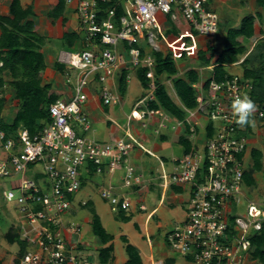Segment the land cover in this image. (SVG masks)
I'll return each mask as SVG.
<instances>
[{
	"label": "built area",
	"instance_id": "obj_1",
	"mask_svg": "<svg viewBox=\"0 0 264 264\" xmlns=\"http://www.w3.org/2000/svg\"><path fill=\"white\" fill-rule=\"evenodd\" d=\"M64 1L67 8H74L81 39L79 46L59 54L64 67L61 75L69 88L49 105L50 121L37 134L20 129L8 138L0 130L1 147L7 154L0 162V179L22 176L15 190L4 192L7 202L19 209V234L27 244L21 264H91L81 227L69 216L78 208L75 201L85 171L115 175L118 170L123 171L121 188L110 183L101 189V198L113 214L130 213L135 207L146 212L142 194L151 180L159 181L163 190L159 207L166 191L182 188L188 195L186 221L165 234L166 245L195 264H250V238L263 227L264 204L244 195V174L251 138L264 126V104L253 103L248 123L240 125L233 103L245 95L252 100L253 82L232 74L222 82L212 81L208 88L195 87L197 107L184 108L187 116L178 120L151 107L156 102L155 60L141 48L142 43L158 38L159 14L174 21L182 18L199 36L215 38L221 29L216 0ZM141 68L148 69L149 93L127 116L125 128L121 127L124 136L115 142L87 136L92 130L90 105L122 107V97L112 83L124 70ZM130 80L128 75L127 83ZM136 122L158 139L169 133L185 137L191 151L173 159L168 168L134 134ZM136 149L159 161L156 178H147L131 163ZM27 172L32 176L27 178ZM130 194L140 196L139 200L132 201ZM243 199L247 202L244 209ZM87 204L82 201L77 205L82 208ZM254 209L259 213L254 214Z\"/></svg>",
	"mask_w": 264,
	"mask_h": 264
},
{
	"label": "trees",
	"instance_id": "obj_2",
	"mask_svg": "<svg viewBox=\"0 0 264 264\" xmlns=\"http://www.w3.org/2000/svg\"><path fill=\"white\" fill-rule=\"evenodd\" d=\"M114 2L117 0H113ZM52 8L48 13V18L53 22L62 20L66 23L65 17L66 5L64 0H49ZM258 8L264 9V0H257ZM118 14L121 15V9H118ZM34 16L32 7L24 8L21 0H13L10 8V17L0 16V28L2 35L0 36V92L3 93L5 85L9 84L14 94V101H18V111L12 123L2 122L0 130L9 137H14V134L20 129H27L31 135L37 134L42 130L44 124L50 121L48 107L55 103L59 96L52 92V85L42 84L41 73L46 68L45 56L43 47L45 38L37 35L34 31L35 24L31 20ZM261 20L262 15H249L244 18L238 28H230L226 33L225 41L223 42L222 51L218 52L212 47H208L207 51H200L199 58L205 67L213 68V77L209 79L205 87L208 88L212 81L222 82L228 72L225 66L236 65L243 58L241 65L244 67V77L250 79L254 84L252 93L253 103L264 104V37L258 41L255 47L250 50L246 45L240 42V38L251 40L255 37V22ZM195 34V33H194ZM196 35V34H195ZM264 36V34H263ZM80 35L77 32L66 33L63 37V43L69 50L80 45ZM187 43V41H186ZM207 52H210V57L207 58ZM152 56L155 60V98L156 102L151 103V107L163 109L171 116L178 120H185L187 114L182 107H179L173 102L168 95L165 87L161 85L157 79L166 75L172 79L178 75V68L172 55L165 56L163 53L153 51ZM214 65L211 61L216 57ZM55 69L59 73L64 72V67L57 63ZM147 68L137 70L138 80L144 89L149 88L150 80L147 79ZM127 70H124L119 77V90L121 95L127 93ZM176 94L180 98L183 106L189 110L197 107L196 90L194 85L198 84L200 79L196 71L192 70L187 73L186 79H173ZM3 107V99L0 100V111ZM179 143L184 147L185 154L191 151V144L185 137H180ZM252 165L244 174V183L247 188L257 186L254 175L263 171L262 151L253 149L251 153ZM178 192H182L179 188ZM87 208L92 216L91 227L94 236L104 246L99 251L100 264H111L114 261L115 247L113 241L115 237L107 232L104 228L101 218L98 215L94 204L88 202L84 207ZM133 219L132 213L121 211L116 220L122 223H130ZM7 240L10 244L19 246V257L15 260V264H21V259L27 252V244L22 241L19 228H10L7 235ZM121 241L125 245V251L128 261L125 264H143V258L136 246L131 244L126 236L121 237ZM251 241V258L253 262L264 264V224L261 231L253 234ZM173 263L174 260L168 261ZM191 262V261H189Z\"/></svg>",
	"mask_w": 264,
	"mask_h": 264
},
{
	"label": "rangeland",
	"instance_id": "obj_3",
	"mask_svg": "<svg viewBox=\"0 0 264 264\" xmlns=\"http://www.w3.org/2000/svg\"><path fill=\"white\" fill-rule=\"evenodd\" d=\"M257 0H217L215 3V9L217 13L221 17V22L223 29L219 32L218 36L215 38H201V37H192V42L189 44V49H192L191 52H187V56L185 58L178 57L177 66L179 68V77H182L183 74L186 72V70H190L192 68H199V56L198 51L199 49L206 50L208 47H212L216 49L218 52L222 51L223 49V42L226 38V33L229 30L230 27H236L240 23V20L242 17L248 15V14H254L256 13L257 6H256ZM158 19L160 21V24H162V20H170L169 17L165 15H158ZM182 22V18H179L177 21H175L173 24L178 27L180 26V23ZM263 22V21H262ZM183 23V22H182ZM184 25V24H183ZM264 27V24L261 25ZM77 24L75 22V18L72 19V23L69 29H76ZM179 28V27H178ZM262 31V33L260 32ZM264 29H257L256 36L249 40H243L244 44L252 50L255 45L260 41L264 36ZM201 42L209 43L202 45ZM158 42H155L157 44ZM179 46H181L183 49L184 44L180 43ZM53 47L55 48L56 54H60L62 51H69V48L64 45L63 42H59L56 44H53ZM198 48V49H197ZM194 49V50H193ZM155 50V49H153ZM176 55V53L174 52ZM207 57H210V52L207 53ZM244 58L239 62L242 63ZM183 67V68H182ZM182 69V70H180ZM227 71L230 74H244V67L242 65H234V66H228ZM207 71V69H205ZM201 73V72H200ZM203 73V72H202ZM209 73V71H207ZM207 79V78H206ZM205 80V78H204ZM165 82L167 85L170 86V80L169 78L165 77ZM62 88L66 90V86L64 83V79L59 83ZM68 87V86H67ZM69 88V87H68ZM167 91L170 95V97L175 100L176 99V92L173 88L167 86ZM70 92V90L68 91ZM149 91L145 90L139 80L136 78V76H132L129 84V90L126 95V97L123 100V106L122 107H116V116L120 119H118V123L120 125L127 123L126 115H128L134 104L132 100H136L139 96H147ZM59 98H61L59 96ZM137 102V101H136ZM123 108V111L122 109ZM10 118L7 117L6 122H10ZM122 118V120H121ZM5 122V121H2ZM205 123V121H204ZM93 128L90 132H87V136H93V129L95 130V133L105 132L108 131V126L105 123H99L97 125H92ZM78 134L80 135V129H77ZM201 133L203 131L201 130ZM253 134V138L250 141L249 144V152L246 162V168L249 170L252 163L251 158V150L257 149L262 151L264 155V126L259 127L257 130H255ZM16 134H14V137ZM202 137V135H201ZM259 139V141H258ZM257 140V142H256ZM161 147H163L162 151H159L157 156L165 161V160H171L174 156H179L181 153L180 151L177 152V149H181V146L179 144L174 145V148L170 149L168 144H163L162 142H157ZM144 146L147 149H151L150 146L146 145L144 143ZM7 154L1 147L0 142V162L5 160ZM146 161L150 162L152 164V167L154 170H157L160 168L159 161L155 158H151L146 156ZM41 169L40 167H38ZM85 184L83 186L82 191L77 195L75 205L77 210L76 212H73L69 218L75 221L76 224H78L81 227V234L83 236L84 242H88L91 248L87 249V253L91 250L89 253V261L91 264H100L99 262V252L98 248H96V244H98L97 238L94 236L92 232L91 227V219L92 216L87 208H80L77 204L79 201H86L89 200L94 204V207L100 216L102 220V224L104 228L108 231L110 234H114L118 236L117 242L115 244L116 246V255L120 257L121 255L127 257L126 251H125V245L121 241L122 236H127L131 243L135 246L138 245L143 252L144 250L148 249L147 244V238H145L146 232L144 230V223L146 221L147 215L156 207H158L159 200L161 198V195L163 193V190L159 187L155 188L150 193L149 199H146L145 205L148 208L147 212H139L136 210H133L131 213L133 214L132 222L128 224H121L119 221L116 220L117 215L113 214L108 204L103 201L101 198L100 192L102 187L107 186L108 184H105L104 178L101 176L95 175L92 177L88 171H85ZM32 176V172H27V178ZM256 181H258V184L254 188H244L243 192L246 197L251 200L254 203L258 204H264V158H263V171L255 175ZM22 176L21 175H14L7 178H1L0 179V264H15V260L19 257V246L17 244L12 245L7 240V235L10 232V228H15V230L18 228V225L20 223L19 221V209L18 207L12 202H7V200L4 198V192L10 191L12 189H16L21 182ZM114 183L117 184L118 187H120L121 182L119 179H115ZM113 183V185H115ZM110 184V183H109ZM116 186V185H115ZM169 191L165 192L166 198L169 197ZM132 201H138L140 196H137L135 194H130L129 196ZM164 202L163 206L159 207V210L157 214L155 215V218L151 220V224L147 226V229L149 231V239H154V260L153 263L148 260V258H144L145 264H195L193 262L186 261L182 256H180L178 253L173 252L168 246L165 245V237L163 239V231L172 230L176 226H179L181 224H184L186 221V203L185 200L188 199V195L183 192L180 195L179 202H170L167 200ZM242 208L244 209L247 205V202L245 200H242ZM157 223H162L164 226H166L164 229L157 228ZM140 226V230H138V226ZM153 234V236H152ZM152 236V237H151ZM158 245H160L158 247ZM162 246L165 248L164 251L161 250ZM96 248V249H95ZM172 251V252H171ZM174 258H169L170 254ZM146 254V253H145ZM182 257V258H181ZM184 259V260H183ZM148 260V261H147ZM174 260L173 263H170L168 261ZM250 264H258L254 263L251 260L249 261ZM111 264H115L114 262Z\"/></svg>",
	"mask_w": 264,
	"mask_h": 264
},
{
	"label": "crops",
	"instance_id": "obj_4",
	"mask_svg": "<svg viewBox=\"0 0 264 264\" xmlns=\"http://www.w3.org/2000/svg\"><path fill=\"white\" fill-rule=\"evenodd\" d=\"M12 2H13V0H0V16L1 17H10V8H11V5H12ZM21 4H22V6L24 8L32 7L34 16L31 18V20L35 24L34 31H35V33L37 35H39L41 37H44L45 40H46L42 51H43V54L45 56V62H46L47 68H46V70L43 73H41L42 84L43 85L51 84L52 87H53L52 92H54L56 95H58V96H60L62 98V96L66 93L68 88L66 86V90H65L59 84L63 80V76L61 75L62 73L57 72L56 69H55V65L57 63H59V54L58 55L56 54V52L54 50L55 48L53 47V44H56V43H59V42H63V37H64V35L66 33H71V32H74V31L77 32V33H80V29H79L80 27H79V24H78V21H77V17L74 14V8L70 7V8L66 9L65 17H66L67 21H66V23H64L62 20L57 21V22H53L52 20H50L48 18V13L50 12V10L52 8L49 0H21ZM257 9L258 10L256 11V13L248 14V15L242 17V19L240 20V23L238 24V26L230 27V28H238L241 25V22H242V20L244 18H246L249 15L256 16L257 13H258V14L262 15V19L261 20L257 19V21L255 22L254 28H255V36H256L257 29H264V27L261 26L262 23L264 24V9L258 8V7H257ZM74 18H75V22L77 24V28L76 29H69L70 26H71V23H72V19H74ZM174 22L175 21L172 20V19H170V20H166V19L162 20L161 29H160V32L158 33V38L155 39V40L153 39V41L150 44H149V42L142 43L141 44V48L143 49L144 54H146L148 56H151V57H153L152 56V52L153 51L161 52L165 56L172 55V57L175 60L176 66H177L178 57L182 56V58H185L187 56V52H191L192 51V49H189V47H188L189 44L192 42V37H195V38L196 37L209 38V37L199 36L197 33H195L191 29V27L183 19H182L183 23L181 22L180 26H178L179 28L176 27L173 24ZM221 29H223L222 22H221ZM221 29H220V31H221ZM260 32L262 33V31H260ZM1 35H2V30L0 28V36ZM243 40H246V39L240 38V42H242L244 44ZM186 41H187V43H186ZM246 41H249V40H246ZM155 42H158V43L155 44ZM180 43L184 44L183 49H181L182 47L179 46ZM201 44L202 45H204V44L205 45L206 44L209 45V43H204V42H201ZM153 49H155V50H153ZM199 50L200 51H207V49L206 50L199 49ZM200 51H198V53ZM174 52L176 53V55L174 54ZM198 56H199V54H198ZM217 57L218 56H216L211 61L212 65L215 64V62L217 60ZM199 61H200L199 62V68H192V69H190L188 71L186 70V72L183 74L182 77L178 76L179 75V72H178L177 76L173 77L172 79L169 78L170 86L167 85L166 82H165V77H167L166 75L160 77L159 79H157V81L161 85H163L165 87L166 91H167V86L172 88V85H173V88H174V84H173L174 80L173 79H175V78L186 79L187 73L192 71V70H194V71H196L198 73L199 79H200L199 83L194 85V88L195 87H199V86H205L206 82L213 77V68H214V66L205 67V65L200 60V58H199ZM236 65H241V63H238ZM229 66H234V65H229ZM227 67L228 66H225V69ZM177 68H178V66H177ZM205 69H207V71H209V73H207V71ZM180 70H182V69H180ZM178 71H179V68H178ZM226 71H227V69H226ZM127 72H128V75L131 78H132V76H136V78L138 79L136 70H127ZM228 74L232 75L229 72H228ZM240 75H243V74H240ZM119 77L120 76H118L116 78L115 82L112 83V86L117 91V93L122 97V102H123L124 98L126 97V95L128 93L130 82L128 83L127 93L124 96H122L121 92L119 90V81H118ZM204 78H205V80H204ZM145 90H147V89H145ZM174 90H175V88H174ZM195 90H196V88H195ZM167 93H168V91H167ZM13 94H14V91L12 90L11 87H9V84L5 85L3 93L0 92V100L3 99V107H2V110L0 111V114H1V117H2V121L6 122V118L7 117H12V118H10L11 121L10 122L8 121L6 123H12L14 118H15V116H16V113L18 111V101H14L13 100V98H12ZM168 95H169V93H168ZM176 96L177 97H176L175 100H173L171 97L170 98L173 100V102L175 104H177L179 107H182L184 109L185 107L183 106L180 98L178 97L177 94H176ZM143 97H145V96H141V97L139 96L136 100H132V101H133V103H136V101H138L139 99H141ZM121 109L123 111V108H121ZM116 112H117L116 111V107H113V108L104 107L103 105H101L100 103H97V102H94V103H92L90 105L89 116H90V118L92 120V125H97L99 123H105L108 126V131H105L103 133L102 132L95 133V130L93 129V136H92L93 138H95L97 140H100V141H103V142H115V141H117L118 139H120L121 137L124 136L123 128H125L126 124L120 125L118 123V119H120V118H118L116 116ZM128 115H126V118H127ZM121 120H122V118H121ZM112 121L116 122L120 127L115 125V124H113ZM121 127H123V128H121ZM132 127H133L134 134H136L139 137V139L143 143V145H144V143H146V145L151 147V149H149V150L153 151L155 154L158 153L159 151L163 150V147H161L157 143L159 141L162 142L163 144H168L170 149L174 148V145H176V144H179L181 146V149H179V148L177 149V152L180 151V153H181L179 156H174L171 160H165L164 161L167 164L168 168H171V161H173V159H180V158H182L185 155L184 147L179 143V139H180V137H182L181 135L179 136V135H173V134L169 133L168 136H163L161 139H158L156 137L151 136L150 133H147V132H144L143 130H141L139 125L137 124V122L134 123ZM92 128H93V126H92ZM183 135H184V132H183ZM258 141H259V139H258ZM256 142H257V140H256ZM146 156L151 157V156L145 154L144 152L136 149V150H134L132 152V155H131V158H130L131 163L134 164L136 167H138V169L143 174H145L147 176V178H156L158 176V174H157L158 173L157 172L158 169L154 170V168L152 167V164L150 162L146 161ZM151 158H153V157H151ZM260 173H256L255 175H258ZM122 175H123V171L118 170V172L115 175L103 174V175H98V176H101L102 178H104V181H105L104 183L105 184H109V183L113 184L115 179H119L120 182H121ZM255 175H254V177L256 179ZM93 176H95V174H92V177ZM85 182H86V180H84V184H85ZM256 182L258 184V181H256ZM84 184H83V186H84ZM115 185L117 186V184H115ZM157 187H159V181H152L151 180V183L147 186V189L142 194L144 202L147 201L146 199H149V197L151 196L150 195L151 191H153ZM118 188L120 189L121 185ZM177 189L178 188H172L170 190L169 194H168L169 195L168 199L166 198V195H165V201L167 199L170 202L177 203V202H179L180 195L183 192H185L187 194V191H185L184 189L179 188L182 192H178ZM134 191H137V188H135ZM100 195H101V192H100ZM161 198H162V195H161ZM161 198H160V200H161ZM89 200H86V201L91 202ZM160 200H159V202H160ZM186 200H185V202H186ZM79 202H82V200L79 201ZM155 209H157V212H158L159 204H158V207L154 208L149 214H151ZM133 210L139 211L136 207H135V209L133 208ZM157 212L154 214V216H152V218L150 220L148 219V215H149L148 214L147 218H146V221L144 223V230L146 232L145 238H147L146 240H147V244H148L147 245L148 249L144 250L145 252H143L138 245H135L138 248V250L140 251V254H141L142 258H143V264H145L144 258H148V260L151 261L152 263H153V260H154V255H153V250L155 249L154 248V239H152V240L148 239V237H150L151 234L149 235V231L147 229V226L149 224H151V220L153 218H155V215L157 214ZM120 223L121 224H125V223H122V222H120ZM137 226H138L137 227L138 230H140L141 229L140 226L139 225H137ZM156 227L159 228V229H164V230L166 229L165 228L166 226H164L162 223H157ZM163 232H164L163 233V239H164L165 234L168 231L165 230ZM111 235H113L115 237V240L113 241V244H114V247H115L114 261L113 262L115 264H125L128 261V257H125L123 255L118 257L116 255V246H115V244L117 242L118 236H116L114 234H111ZM152 236H153V234H152ZM82 240H83V236H82ZM128 240L130 241L129 238H128ZM164 242H165V240H164ZM84 244L87 245L88 248H91L90 245L88 244V242H84ZM95 245H96V248H98V252L101 249L104 248V246L99 242V240H98V244L95 243ZM165 245H166V243H165ZM159 246L160 245H158V247ZM161 250L164 251L165 248L162 246ZM90 252H91V250L89 251V253ZM89 253H87L88 256H90ZM171 254L169 255V258H174V257H172Z\"/></svg>",
	"mask_w": 264,
	"mask_h": 264
},
{
	"label": "clouds",
	"instance_id": "obj_5",
	"mask_svg": "<svg viewBox=\"0 0 264 264\" xmlns=\"http://www.w3.org/2000/svg\"><path fill=\"white\" fill-rule=\"evenodd\" d=\"M233 108L235 113L238 115L237 123L240 125H246L248 123V117L250 115V112L254 108L253 101L247 95L243 97H238L233 103Z\"/></svg>",
	"mask_w": 264,
	"mask_h": 264
},
{
	"label": "bare ground",
	"instance_id": "obj_6",
	"mask_svg": "<svg viewBox=\"0 0 264 264\" xmlns=\"http://www.w3.org/2000/svg\"><path fill=\"white\" fill-rule=\"evenodd\" d=\"M253 213H254V214H258L259 212L257 211V209H254V210H253Z\"/></svg>",
	"mask_w": 264,
	"mask_h": 264
}]
</instances>
